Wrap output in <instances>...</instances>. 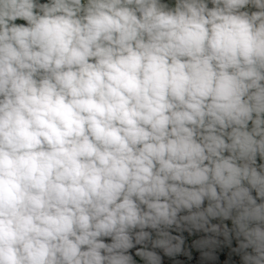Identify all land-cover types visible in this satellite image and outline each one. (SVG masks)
I'll use <instances>...</instances> for the list:
<instances>
[{"label":"clouds","instance_id":"obj_1","mask_svg":"<svg viewBox=\"0 0 264 264\" xmlns=\"http://www.w3.org/2000/svg\"><path fill=\"white\" fill-rule=\"evenodd\" d=\"M193 250L264 264V0H0V264Z\"/></svg>","mask_w":264,"mask_h":264},{"label":"built area","instance_id":"obj_2","mask_svg":"<svg viewBox=\"0 0 264 264\" xmlns=\"http://www.w3.org/2000/svg\"><path fill=\"white\" fill-rule=\"evenodd\" d=\"M187 233H185V236L187 237ZM196 237H188V244L191 243V240L194 239ZM226 258H231V259H236L235 257H231V254L228 252L227 249H225L221 254H220V260L223 261ZM178 259L182 260L184 262V264H201V262L199 261V254L195 252V250H193V259L191 261H189L187 259V257H178Z\"/></svg>","mask_w":264,"mask_h":264}]
</instances>
